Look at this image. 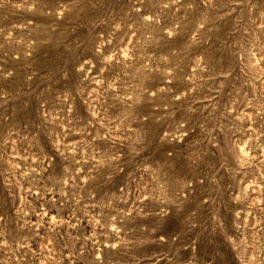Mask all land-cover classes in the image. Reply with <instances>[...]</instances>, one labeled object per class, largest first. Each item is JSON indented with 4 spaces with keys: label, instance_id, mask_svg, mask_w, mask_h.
Here are the masks:
<instances>
[{
    "label": "clouds",
    "instance_id": "1",
    "mask_svg": "<svg viewBox=\"0 0 264 264\" xmlns=\"http://www.w3.org/2000/svg\"><path fill=\"white\" fill-rule=\"evenodd\" d=\"M0 264H264V0H0Z\"/></svg>",
    "mask_w": 264,
    "mask_h": 264
}]
</instances>
